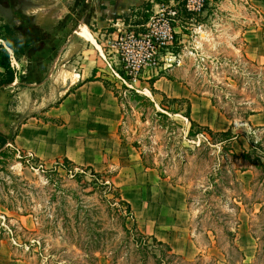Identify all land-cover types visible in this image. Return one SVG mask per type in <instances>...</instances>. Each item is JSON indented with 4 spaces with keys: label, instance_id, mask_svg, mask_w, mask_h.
<instances>
[{
    "label": "rangeland",
    "instance_id": "1",
    "mask_svg": "<svg viewBox=\"0 0 264 264\" xmlns=\"http://www.w3.org/2000/svg\"><path fill=\"white\" fill-rule=\"evenodd\" d=\"M171 1L178 19L173 43L133 75L124 73L114 39L144 34L156 8L141 6L118 23L88 27L119 75L107 87L121 110L116 134L124 158L179 191L202 263L226 264L225 253L233 264H264V170L236 157L248 149L250 134L264 150V69L248 62L242 40L260 16L245 0H207L196 16L184 13L179 0L157 5ZM188 107L195 125L210 133L189 136ZM251 110L261 115L245 121ZM228 129L239 136L231 148L217 143ZM1 151V250L25 264H155L160 247L148 239L137 248L136 231L150 235L132 212L125 216L112 172L95 181L85 167L66 174L8 143Z\"/></svg>",
    "mask_w": 264,
    "mask_h": 264
},
{
    "label": "crops",
    "instance_id": "2",
    "mask_svg": "<svg viewBox=\"0 0 264 264\" xmlns=\"http://www.w3.org/2000/svg\"><path fill=\"white\" fill-rule=\"evenodd\" d=\"M148 1L157 5L152 0H0V26L24 19L20 39L27 53L16 60L7 50L15 79L0 91V133L40 163L66 160L100 175L112 172L111 184L142 232L193 260L201 250L187 233L189 214L179 191L124 158L116 134L121 110L105 84L115 79L88 28L121 21ZM245 1L260 18L242 34L244 54L264 69V0ZM83 28L90 40L81 36ZM10 253L0 247V264H25Z\"/></svg>",
    "mask_w": 264,
    "mask_h": 264
},
{
    "label": "trees",
    "instance_id": "3",
    "mask_svg": "<svg viewBox=\"0 0 264 264\" xmlns=\"http://www.w3.org/2000/svg\"><path fill=\"white\" fill-rule=\"evenodd\" d=\"M162 1L163 0H152V3L159 4ZM164 1L168 2L169 0H164ZM175 1H177V0H175ZM179 1H183V0H179ZM150 5H152V4L150 3V1H148L147 3H144L142 6H150ZM23 20H21L20 24L17 26L9 25V24H4V25L0 26V91L2 89L6 88L7 86L11 85L15 79V72L11 67L10 55H9L7 50L9 49L12 52L13 57L16 60H19L20 56L27 54L26 50L24 48L23 42L20 39V36H22L25 33V27H26V25H24L25 23ZM25 20H26V24H28L29 19L25 18ZM28 28L31 29V31L37 30V28L34 26L28 27V25H27V29ZM248 62H250L252 64V66L255 68V71L263 70L262 67L257 66L254 62H251L249 60H248ZM256 75L257 74H255V76ZM90 80H93V78H91ZM105 84L107 85V82ZM146 100H148V99H146ZM173 100L175 103L177 102L176 99H173ZM171 114H176V113L175 112L173 113V111H171ZM257 114H259V113H257L256 110H251L250 112H247L245 114L246 118H244V120L246 121L249 117L257 115ZM184 117L190 123V129H189V133H188L189 136L195 137L201 133L200 132L201 130H206L207 132L210 133L209 129H207V128L201 129V127H198L195 125L194 121L191 120L189 107L187 108V110L184 114ZM195 126L197 129L196 131H194ZM251 136L252 135L250 134V136L248 137V139H249L248 140V142H249L248 149L242 150V152L237 156L235 155V153L233 151L230 150V152L233 156L240 158L241 160L247 162L248 164H250L256 168H261L262 173H263V170H264V150L261 147L260 143H254V141L251 139ZM238 137H239L238 135L233 134L232 131L230 129H228L227 131H222V132L218 133V138L220 140L217 141V143L222 145V146L231 148L232 144L234 142H237ZM6 144H7V138L0 133V149L4 148V146ZM3 156H5V151L0 152V158ZM69 165L73 169L67 168V166H69ZM53 166H55L54 170H57V171L62 170L66 174L72 173L73 170L76 168L79 169V167H76L75 165H73L72 163H69L66 160H64L63 163H61L60 161H56ZM42 167L43 166H40L37 168L43 170ZM31 168H33V167H31ZM85 169L89 171V176L91 178H93V180H95V181H98L99 179H102L104 177L103 175L95 173L92 169H90L88 167ZM86 170L81 169L82 174H84V172ZM105 182L106 181L104 180L103 184H104V186H107V185H105ZM115 192L116 193H115L114 197H116V199L118 200L119 205L122 206V208H124L125 216L131 217L132 210H131L129 204H127L126 202H124L120 198V194H119L118 189ZM132 229H134V230L136 229L135 223L132 224ZM136 238L137 239H135L134 241L136 243L137 248L142 243H145L146 240H148V239H150L151 242H153V244H156L160 247L159 256L154 255L155 264H204L200 261V260H202L201 255L198 256L196 262H194L192 260H186L181 255L175 254L167 244L156 240L153 236L144 237L141 233L136 231ZM35 244H37V241H35L33 243V245H30V248L35 247L36 246ZM236 251L239 253L240 262L242 263L244 260L243 253L241 251H239L238 249H236ZM224 260H225L226 264H233L232 260L229 259L225 253H224ZM236 263H238L237 260H236ZM213 264H218V261L217 260L214 261Z\"/></svg>",
    "mask_w": 264,
    "mask_h": 264
},
{
    "label": "built area",
    "instance_id": "4",
    "mask_svg": "<svg viewBox=\"0 0 264 264\" xmlns=\"http://www.w3.org/2000/svg\"><path fill=\"white\" fill-rule=\"evenodd\" d=\"M206 1L183 0L181 1L182 11L190 16L199 15ZM154 7L156 9L149 17L146 25L147 30L144 34L117 35L114 39L113 47L121 57L125 74L133 75L140 69L151 65L157 52L160 49L165 50L166 46L174 41L175 25L178 19L177 9H175L173 2L171 1L169 6L155 5ZM107 66L112 75L119 78L109 63ZM8 145L12 147L11 143Z\"/></svg>",
    "mask_w": 264,
    "mask_h": 264
},
{
    "label": "bare ground",
    "instance_id": "5",
    "mask_svg": "<svg viewBox=\"0 0 264 264\" xmlns=\"http://www.w3.org/2000/svg\"><path fill=\"white\" fill-rule=\"evenodd\" d=\"M81 36H82L83 38L87 39V40H90V39H91V37H90V35H89V32L87 31L86 28H83V29H82V31H81Z\"/></svg>",
    "mask_w": 264,
    "mask_h": 264
}]
</instances>
